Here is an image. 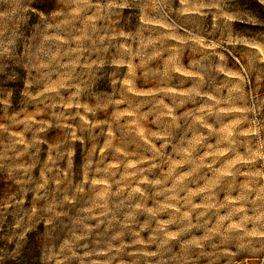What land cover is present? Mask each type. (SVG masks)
<instances>
[{"label":"clouds","instance_id":"1","mask_svg":"<svg viewBox=\"0 0 264 264\" xmlns=\"http://www.w3.org/2000/svg\"><path fill=\"white\" fill-rule=\"evenodd\" d=\"M0 264H264V0H0Z\"/></svg>","mask_w":264,"mask_h":264}]
</instances>
